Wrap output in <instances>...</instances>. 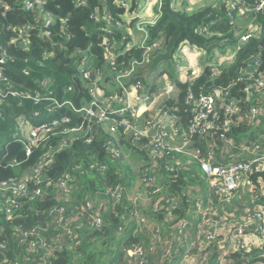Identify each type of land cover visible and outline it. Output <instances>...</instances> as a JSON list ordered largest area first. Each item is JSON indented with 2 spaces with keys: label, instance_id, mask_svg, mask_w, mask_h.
<instances>
[{
  "label": "trees",
  "instance_id": "trees-1",
  "mask_svg": "<svg viewBox=\"0 0 264 264\" xmlns=\"http://www.w3.org/2000/svg\"><path fill=\"white\" fill-rule=\"evenodd\" d=\"M27 1L32 0H0V61L5 59L4 63L0 62V66L6 78L1 85H13L22 94L36 96L41 93L43 96L40 102L24 97L12 98L9 106L0 107V183L22 181L27 184L30 193L29 196L19 197V209L10 216L1 207L7 196L0 193V242L7 247V257L0 256V264H129L132 255L128 247L142 242L149 249L148 242L141 237V234L145 236L147 228L139 231L135 222L130 221L131 214H126L122 204L129 200L125 193L120 202L111 203L115 209L109 207L106 210L105 201L109 196L107 191L129 190L130 176L151 165V153L144 146L149 139L127 137L121 126L112 132L110 122H97L96 118H91L85 112H74L69 105L81 107L91 101L88 82L84 78L87 71L91 73L92 81L100 77L98 84L107 88L112 80L113 85L117 84L116 76L133 67V78L145 81L147 68L152 70L158 64L165 63L164 72L179 88L177 98L168 100L165 108L178 116L180 123L189 125L195 117L194 106L185 104L188 86L178 81L177 69L171 63L172 54L185 39L207 49L211 47L208 44H214L215 41L233 44L236 23L227 15L225 2L218 8L210 5L190 14L175 8L173 0H161V8L156 11L160 18L150 30L151 39L146 47L153 44L155 39L161 43L158 48L146 52V47L136 46L125 20L128 12L136 13V0H128L130 9L122 4V0H34L41 2L43 9H28L24 6ZM155 1L157 3L158 0ZM255 1L247 0L246 4ZM49 15L53 19L52 25L45 28ZM248 16L256 18L262 27L260 32L235 52L219 74L214 75L210 67H206L193 86L197 94L203 90L201 86L225 89L230 100L240 102L245 119L252 105V101L247 98V89L255 82L254 77H264V12L248 11ZM121 25L127 27L126 30L120 29ZM200 25L208 26L203 34L198 32ZM46 31L51 33L50 37L42 36ZM105 36L112 42L116 61L109 60L108 49L103 44ZM3 53H6L5 57ZM147 53L150 54L146 56ZM250 66L253 69L244 74ZM45 81H48L46 86L43 85ZM50 96L65 103L54 115L60 120L68 117L69 121H62L48 136H41L30 154L19 140L6 144L8 140L3 141L2 136L13 132L15 118L44 109L50 102ZM224 120L226 116L220 109L216 120L220 128L212 129L215 134L208 137L215 145L224 143L221 133L233 139L249 130L245 121L240 127L226 131L221 127ZM34 123L38 124L39 121L34 119ZM79 127L81 130L72 131ZM261 131L264 133V129ZM192 137L196 146L205 153V147L198 144L200 138L190 135ZM111 142H115L120 151L117 152L116 147L110 145ZM6 152L8 154L5 157ZM127 159H130L128 163ZM39 172L42 173L41 179H37ZM67 174L72 183L69 196H60L54 190L55 187L46 188L48 182L57 185ZM38 187L44 188L43 195L31 200L30 196ZM87 201H94L95 214L104 217L103 226H93L90 225V219L84 220L94 214L86 209ZM59 207H64L69 213L68 220L76 217V246L72 247L67 242L63 248L48 254L47 258L42 250H24L23 246L26 245L22 246L23 242H19L17 230L35 229L36 235L29 236L31 241H35L38 236L49 240L56 236L64 237L62 234L68 225L66 222L59 224ZM145 207L143 202H139L138 208ZM166 211L165 208L160 210L155 219L163 220V227L168 228V220L163 219L167 215ZM194 222L197 223L195 219ZM123 230L127 231L122 235ZM172 235L169 236L167 229L164 231L163 247L172 242ZM197 251L198 248H195L194 252ZM125 255L128 257L127 262L124 260ZM148 255L151 263L153 257L150 253Z\"/></svg>",
  "mask_w": 264,
  "mask_h": 264
},
{
  "label": "built area",
  "instance_id": "built-area-1",
  "mask_svg": "<svg viewBox=\"0 0 264 264\" xmlns=\"http://www.w3.org/2000/svg\"><path fill=\"white\" fill-rule=\"evenodd\" d=\"M150 1L138 0L137 11L132 14V20H136L134 27L127 19L130 13L125 15L126 23L129 26L128 30L138 44V48L146 47L148 40L151 39L150 30L160 18L159 13H157L158 19H154V22H148L146 19L140 20L139 25L136 24L141 15L142 18L147 15ZM158 1L161 8L162 1ZM121 2L127 9H130L128 0ZM173 4H176V0H173ZM24 6L28 9H43L42 6L44 5L32 0L25 2ZM237 8L241 9L243 14L248 11L264 12V0H256L255 3L251 4L242 2ZM234 10L235 7L230 9L228 4L226 5V13L231 19L234 16ZM50 15L45 28H50L52 25L53 19ZM121 27L125 26L121 25ZM261 28L257 22L247 26L238 37L236 36L232 48L233 52L227 50L217 58L209 57L206 48L188 39L179 44L172 54L171 63L177 69L178 81L186 83L188 86L185 104L194 106L195 111L194 119L186 126L183 122L180 123L178 116L165 108L168 100H175L179 93L177 84L171 81L166 73L159 75L155 73L154 69L148 70L147 68L144 74L145 83L144 80L133 78L135 72L133 67L124 74L116 76L117 84L113 85L114 80H112L107 88H102L98 84L100 77L92 81L91 73L88 71L84 73L92 99L89 104H84L81 107L68 104L73 111L76 113L85 112L91 118H96L97 122H110L112 132H116L121 126L124 132L135 140L149 139L144 146L151 153L153 162L148 167L143 166L140 179L142 194L133 197L128 190L107 191L109 196L105 201L107 210L109 207H114L112 202H120L125 193L127 195L125 197L130 201L127 200L128 202L122 204L126 214H131L130 221L135 222L139 231H144L147 228L144 234L148 240L149 249L142 242L134 244L131 248L132 260L129 264H145V262L148 264V254H153L155 245L159 247L162 241H164L163 246L165 245L163 238L167 228L163 227V220L155 219L157 218L156 214L163 208L167 209V215L163 219L173 224L181 222V225L173 231L171 227L169 236L171 237L173 234L172 242L170 241V245L162 247L161 257L175 258L174 264H211V259L215 260L214 264H264V133H261V129H264V77H254L255 82L247 89V98L252 101V105L246 119L242 114L240 102L234 99L230 100L228 93L224 91L225 89L216 87L207 89L201 86L200 88L203 90L199 94L193 89V86L196 85L195 79L202 74L206 67H210L214 75L219 74L221 70L218 68H222L220 67L221 61L222 63L224 61V64L230 62L235 52L246 41L258 34ZM207 30L208 26L200 25L198 27V32L201 34ZM50 35L49 31L42 34L46 37H50ZM114 43L116 42L114 41ZM160 43L161 41L157 39L153 40V44L146 47V52L152 51L154 47L158 48ZM103 44L108 49L109 60L116 61L115 49L106 36L103 37ZM148 54L150 53H147L146 56ZM3 55L5 57L6 53ZM0 62L4 63L5 59L3 58ZM252 69L253 67L250 66L244 71V74ZM5 80L3 68L0 66V107L9 106L12 98L23 99L24 97L36 102L42 101L41 93L34 96L29 93H20L13 85L2 87L1 84ZM47 84L48 81L43 82L44 86ZM97 89L104 92L103 98L95 94ZM52 96H50V102L44 106V109L37 110L29 116L21 114L15 118V129L11 134L4 135L8 139L6 144L10 141L19 140L26 146V151L30 154L41 136H48L62 121H69L68 117L60 120L54 115L65 103ZM112 99H115L114 102ZM220 109L226 116V120L221 126L226 131L232 127H240L245 121L249 130L245 134L233 138L237 141H233V139L226 137L225 133H221L220 136L224 138V143L215 145L208 140V137L215 134L212 129L220 128L216 124ZM45 113L50 114V116ZM34 119L39 123L35 124ZM259 125L262 127L259 128ZM79 130L81 127L72 129V131ZM190 135H196L200 138L198 144L205 147V153L201 147L196 146V142L193 137L190 138ZM90 139L88 140L90 141ZM110 145L117 149L115 142H111ZM116 151L120 150L117 149ZM7 154L8 152L5 153V157ZM185 173L193 176L195 187L187 186V191L179 192L181 186L187 182ZM41 178L42 173L39 172L37 179ZM70 179V175L67 174L59 184L55 185V183L48 182L46 188L55 187L54 190L60 196H69L72 193ZM43 191V187H38L33 191L30 199L35 200L43 195ZM200 192L209 194L208 200L210 202L204 208L200 203L196 204L197 211L203 214V219L198 226L201 228V237L195 236L196 241L192 240L191 242L189 222L187 218L181 217V211L183 209L190 211L189 204L199 199ZM0 193L7 196L6 202L2 203L1 207L9 216L19 209V197L30 195L27 184L15 180L1 182ZM243 194L250 196L248 202L252 208V213L240 211V215H234L232 212H226L223 209L222 204L225 200L231 197L239 200ZM139 202H143L146 207L144 209L138 208ZM85 205L86 209H90V212L94 214L92 217L84 218V220L90 219V225L93 226H103L104 217L95 214L94 201H87ZM57 210L59 224L66 222L68 225L62 234L64 237L56 236L49 240L46 237L38 236L35 241H31L29 236L36 235L35 229L30 231L17 230L19 242H23L22 246L26 245V247L23 246L24 250L30 252L42 250L44 257L47 258L48 254L63 248L67 242L72 247L76 246L77 235L74 232L76 217L68 220L69 213L65 211L64 207H59ZM70 223L73 224L70 225ZM152 224L153 229H151ZM199 230L195 228L196 232ZM151 235L156 236L157 239L153 240L152 243L149 239ZM6 248V245L0 242V256L7 257ZM195 248H198L196 253L194 252Z\"/></svg>",
  "mask_w": 264,
  "mask_h": 264
},
{
  "label": "rangeland",
  "instance_id": "rangeland-1",
  "mask_svg": "<svg viewBox=\"0 0 264 264\" xmlns=\"http://www.w3.org/2000/svg\"><path fill=\"white\" fill-rule=\"evenodd\" d=\"M138 0H136L135 5H137ZM223 2H225V4H228V7L230 9H233L235 7L236 11L234 13V16L232 18L233 21H235L236 23V32H240L243 31L247 26L251 25V23L256 22V19L253 17L248 16V12L245 14H243V11L241 9H238L237 6L241 5L242 2H247V0H176V4L179 5V8L177 9H181V10H185L188 13H193L195 10H199L202 9L206 6H215V8H218V6H220ZM237 3V4H236ZM158 6L160 8V4L159 2L156 3L155 0H151L149 3V10L146 16H144L142 18V15L140 16L138 22L136 24H140V20H146L148 19V22H154V19H158V15L156 13V9L153 6ZM154 17V18H153ZM129 23L134 24L136 22V20H132V14H129V16L127 17ZM159 21V20H158ZM158 23V22H157ZM125 27H121V29H124ZM136 31V29H135ZM134 31V33H135ZM137 32H139L137 30ZM235 32V31H234ZM235 32V34H236ZM150 38H151V32H150ZM136 46L138 47V44L136 43ZM233 44L231 42H227V41H221V42H216L214 43L210 48H209V57H215L217 58L218 56L224 54L227 50H230L231 52H233ZM233 55V54H232ZM231 55V57H232ZM222 64V61H221ZM221 67V66H220ZM215 70L216 68L213 67ZM212 69V70H214ZM219 70H221V68H218ZM161 70L162 67L161 65H157L154 69L156 74H161ZM95 94L98 97H102L104 95L103 91H99V89H97L95 91ZM103 98V97H102ZM108 100V99H106ZM115 99H112V102H114ZM127 137H129L128 134H126ZM130 161V159L126 160V163H128ZM162 165V164H160ZM143 170V169H142ZM159 170H161V167H159ZM142 174V171L139 173H136L135 175L130 176V184H129V190L128 192L133 195V197L139 196L142 194V182L139 179L140 175ZM185 177H186V184L181 186V189L179 192L181 191H187L186 187L187 186H191V187H195V183L193 182V176L191 174L185 173ZM228 201V202H226ZM235 203V198L231 197L228 200H225L223 202V209L226 210V212H230L231 209L233 208V205ZM241 211H246V210H241ZM149 239L151 241V243L153 242V240H157L156 236H149ZM164 241L160 242L159 247H157V245H155V249L153 250V258H152V262L148 263V264H158V259H160L161 254H162V247H163ZM127 262V259H124ZM215 260L211 259V264H214ZM145 264H147V262H145ZM163 264V263H161Z\"/></svg>",
  "mask_w": 264,
  "mask_h": 264
},
{
  "label": "crops",
  "instance_id": "crops-1",
  "mask_svg": "<svg viewBox=\"0 0 264 264\" xmlns=\"http://www.w3.org/2000/svg\"><path fill=\"white\" fill-rule=\"evenodd\" d=\"M175 7L179 8V5L178 4H175ZM156 9V8H155ZM149 10V9H148ZM158 9H156V11H158ZM254 23V22H253ZM252 25V23H251ZM241 32V31H240ZM239 32L235 34V36H239ZM224 65V61L223 63L221 64V67ZM171 81H173L172 79H170ZM262 126L259 125V128H261ZM199 199L191 204H189V208H190V211H188L187 209L186 210H182L181 211V217H185L187 218V220H189L188 222V225L190 227V236H191V241H196V238H194L195 236H197V238H200L201 237V228L198 227L203 219V214L201 212H198L197 211V203H200V205L204 208V207H207L210 200H208L209 198V194H202V192L199 193ZM249 195H245L243 194L241 197H240V201L239 200H236L235 199V203L233 205V208L231 209L230 212H232L234 215H240V211L241 210H246V211H249V213H252V208L250 207V203L248 202V199H249ZM194 219L197 221L194 222ZM170 222V221H169ZM171 226H172V231L173 229L174 230H177V228L180 227L181 225V222L178 224V223H172L170 222ZM193 228V229H192ZM195 228L197 229H200L198 232L195 231ZM170 245V244H169Z\"/></svg>",
  "mask_w": 264,
  "mask_h": 264
},
{
  "label": "clouds",
  "instance_id": "clouds-1",
  "mask_svg": "<svg viewBox=\"0 0 264 264\" xmlns=\"http://www.w3.org/2000/svg\"><path fill=\"white\" fill-rule=\"evenodd\" d=\"M225 9H226V7H225ZM247 28V27H246ZM245 28V29H246ZM244 29V30H245ZM243 30V31H244ZM235 32H236V30H235ZM242 32V31H241ZM237 33V32H236ZM240 33V32H239ZM236 37V36H235ZM216 42V41H215ZM218 42V41H217ZM211 44V45H210ZM210 44H208V46L210 47V46H212L213 45V43H210ZM200 46H202V45H200ZM202 47H204V48H206L205 46H202ZM206 50H207V52L209 53V49H207L206 48ZM158 65H161V67H162V70H161V74L162 73H165L164 72V69H165V66H166V64L165 63H160V64H158ZM155 69V68H154ZM6 136H2V139H3V141L4 140H8V139H6L5 138ZM168 225H169V227L167 228V232L169 233L170 232V230H171V224H170V222L168 221ZM127 230H123V232H122V235L126 232ZM141 237H142V239H144L145 241H147L148 242V240L146 239V237L145 236H143L142 234H141ZM192 242V241H191ZM133 247V245H131L130 247H128V250H130V255H131V248ZM152 255V257H153V254H151ZM149 256V255H148ZM125 258L127 259V261H128V257L125 255ZM158 261V264H161V263H163V264H174L175 262H176V259L175 258H170L169 256H167V257H165V258H163V257H160V259H158L157 260Z\"/></svg>",
  "mask_w": 264,
  "mask_h": 264
},
{
  "label": "water",
  "instance_id": "water-1",
  "mask_svg": "<svg viewBox=\"0 0 264 264\" xmlns=\"http://www.w3.org/2000/svg\"><path fill=\"white\" fill-rule=\"evenodd\" d=\"M217 42V41H216ZM211 45V44H210Z\"/></svg>",
  "mask_w": 264,
  "mask_h": 264
}]
</instances>
